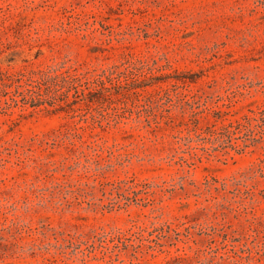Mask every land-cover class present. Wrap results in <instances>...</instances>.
Masks as SVG:
<instances>
[{"label":"rangeland","instance_id":"rangeland-1","mask_svg":"<svg viewBox=\"0 0 264 264\" xmlns=\"http://www.w3.org/2000/svg\"><path fill=\"white\" fill-rule=\"evenodd\" d=\"M62 61L110 76L111 96L78 105L118 118L95 130L129 156L98 150L96 162L67 106L1 115L0 264H264V117L231 135L242 151L206 129L264 108V0H0V98L16 84L4 87V73ZM192 109L205 132L191 145L209 150L182 187L178 165L159 158ZM105 233L163 251L101 260L63 241Z\"/></svg>","mask_w":264,"mask_h":264},{"label":"trees","instance_id":"trees-1","mask_svg":"<svg viewBox=\"0 0 264 264\" xmlns=\"http://www.w3.org/2000/svg\"><path fill=\"white\" fill-rule=\"evenodd\" d=\"M124 61L132 65L140 64L143 65V60L140 58L134 59L131 54H124ZM4 78L2 79V84L4 87H10L11 82L15 81V87L11 91H6L4 97L0 98V116L1 115H11L12 107H20L21 109H26L27 107L38 108L40 106H46L60 109L67 106L73 113L71 117H78V119L71 123L73 124V129H75L71 136L79 138V140L85 144L86 148H93L96 151L95 161L100 162L101 154L100 151H107L108 156H115L116 158L127 159L129 154L127 152H120L119 147L122 145L118 142L108 144L103 138L102 134L95 130L96 127L104 129L105 126L111 124L112 121L115 123L119 122L118 118H110L108 115L100 112L93 113L83 110L81 105H78L79 101H83L85 106H91L94 102L98 101L97 98H93L91 95L93 93H99L102 98H108L110 93H107L108 87L107 82L111 83L109 75H105V70L97 72V69L91 68L89 66H80L79 64H66L65 61L61 63H52L46 67L27 70L26 72H18L19 77H11L12 74L4 73ZM15 79V80H14ZM131 91L139 93L134 86L131 87ZM19 96V98H17ZM258 111L250 110L253 114H243L240 118H235L229 120L227 123H221L217 126L216 123H211L207 126V131L217 137L225 136L229 144L225 145L231 147L236 151H242L247 144L243 142L242 144L237 142H232L231 135L236 129L247 126L252 119L256 118L258 113L261 117H264V108L258 107ZM199 111L192 109L190 112V120L192 126L189 127L187 124L184 128H180L176 133L171 134L172 141L171 144L175 145L174 153H170L167 156H160L159 160L167 163H175L178 165L181 173L178 175V180L180 185L183 187V180L185 178L184 173H188L190 169L196 164V161H201L203 154L198 152V148L207 152L209 147L193 146L191 145L193 137L202 138V133L205 130L199 125ZM21 115V114H20ZM17 117L7 118L8 122L14 123ZM172 117L167 115L160 120H155V127H158L161 121L168 122L171 121ZM84 122L85 125L80 124ZM90 128L88 136H84L82 130L85 128ZM2 127L0 126V131ZM141 136V135H138ZM164 136H156L155 140L163 139ZM215 138V139H216ZM72 144H75L74 140H71ZM184 145V147H182ZM224 147V146H223ZM117 152V153H116ZM99 157V158H98ZM101 168V166H100ZM208 182V179H205ZM199 210V209H198ZM185 217V215H183ZM185 239H182L185 243L188 242L189 236L184 235ZM67 244L66 247H71L75 244L74 249H77L85 256H92L95 259L108 260L111 259L112 255H117L115 249L120 251L121 249H126L130 247L133 251L132 255L136 258V252L140 248H144L145 251L155 250L163 251L162 247L164 245L161 241H155V244L140 242L135 244L129 240L121 239L120 233L115 235L112 234H101L99 236L94 235L91 241L83 240L77 238V242H73L70 239H63ZM97 241V242H96ZM58 248H61L62 244H55ZM190 248V246H189ZM75 251V250H74ZM168 257L166 262L171 260H183L186 253L170 255L168 252ZM139 263V262H138Z\"/></svg>","mask_w":264,"mask_h":264}]
</instances>
